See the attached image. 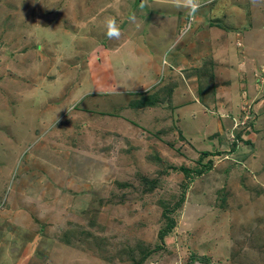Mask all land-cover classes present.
Wrapping results in <instances>:
<instances>
[{
    "label": "rangeland",
    "instance_id": "rangeland-1",
    "mask_svg": "<svg viewBox=\"0 0 264 264\" xmlns=\"http://www.w3.org/2000/svg\"><path fill=\"white\" fill-rule=\"evenodd\" d=\"M139 1L0 0V264H264V0ZM164 35L139 129L111 93Z\"/></svg>",
    "mask_w": 264,
    "mask_h": 264
},
{
    "label": "crops",
    "instance_id": "crops-1",
    "mask_svg": "<svg viewBox=\"0 0 264 264\" xmlns=\"http://www.w3.org/2000/svg\"><path fill=\"white\" fill-rule=\"evenodd\" d=\"M140 1L138 3H136V5H139ZM156 1H159V0H156ZM235 18H240V15L238 13H236L235 14ZM180 20H181V18H180ZM131 21L133 22L134 20L132 19ZM163 22L167 24V28L168 29L166 31V35H168L170 33V30H172L175 27L176 19H175L174 16H171L167 20V17H166V19H163ZM222 30H225V27L222 28ZM249 31H251V30H249ZM245 35H248V30L247 29H245ZM124 40H125L124 41L125 43H132V44H133L134 41H136V40L132 39V37H128L127 38V36L124 37ZM178 41L173 42L172 44L169 45V43L172 42V37L164 35L163 37H161L158 40V42H156V44L152 43V46L149 45L147 49L145 48L148 51L150 56L143 50L142 47L138 46L139 48H136V49L139 52V54L142 56L139 61H142L144 63H146V61H147V64H148L147 68H145L143 70V71H146V72L143 73L142 76H140L143 79L144 84L143 83L141 84V78L139 76H137V74L134 73L132 70L129 71V74H126L124 76L123 80H125L124 81L125 83L124 84L119 83V86L124 85L130 90L129 91H125L123 89V87L121 86V88H120L121 93L119 94V102H120V104H118V107H117L118 111H119L120 115L122 114L124 117L127 116V114H128L127 117H130V120H133V122L138 125L139 129L145 128V129H148V130H153V129L164 128L163 127V123L165 122L164 117H163L164 108L161 107V104H165L166 103V102H163L164 99H165L166 94L167 93L168 94L172 93L171 90L174 87H176L177 84H176V82L174 83V81H172V79H170L169 82L172 83V87L169 86V88H161L160 90H156L155 91L156 94L154 92H152L151 89L148 90V91L146 89H148L149 86H151L154 83H156V79L158 77H159V79H162V78L165 77L166 66L164 65V63H166V61H165V58L163 57L164 56L163 52H166L169 49H171V51H173L174 49L176 50V47L174 46V44L176 43L175 45H177ZM218 45L222 46L221 39H220V42L218 43ZM121 47H123V46H121ZM152 49H153V51H155L154 53H158L160 55V57H161L160 61H163V59H164V63L160 64L158 61H151L152 59H151V54H150L149 50H152ZM119 51L121 53L124 52V48H121ZM245 57L248 59V54ZM261 57L263 59L264 58V54H261ZM261 57H258V60H260ZM146 58H150V59L147 60ZM170 59L173 61L174 58L170 57ZM249 60L252 61L253 58H251ZM242 63H244V61ZM108 64H110V63H108ZM153 64L155 66H152ZM150 67L153 68L154 71L150 70ZM163 74H164V77H163ZM245 74H247V72H245ZM161 75H162V77H161ZM157 85H154V87L157 86ZM132 89H135V91H133ZM117 94L118 93H116L115 96ZM152 95L155 96L153 101L149 97V96H152ZM125 98H127V99L121 104V101L124 100ZM204 100L206 101V99H204ZM196 101L200 102L198 99H196ZM198 108H200V107H198ZM231 109H233V108H231ZM223 110H227V109H223ZM230 111H233V110H230ZM185 113H186V111H185ZM184 115H182L183 118L181 120H179V122H178L179 123V127L181 129H183V126H181V123H184V128L187 129V126H186V123H185L186 120L190 119L192 117V115L196 117L197 114H194V112L190 110L188 115H185V116ZM30 116L31 115H29V119H30ZM186 117H187V119H186ZM194 121L195 120L192 121V124L194 123ZM25 125H28V124H26L24 122V126ZM25 133H27V132H25ZM209 135H211V134H209ZM206 150L208 151L209 149H206ZM42 253H43V251H42ZM26 255L27 254H25V256ZM28 258H29V260L27 261V263L30 261L31 264H33L34 261H35L34 257L32 255H29Z\"/></svg>",
    "mask_w": 264,
    "mask_h": 264
},
{
    "label": "clouds",
    "instance_id": "clouds-1",
    "mask_svg": "<svg viewBox=\"0 0 264 264\" xmlns=\"http://www.w3.org/2000/svg\"><path fill=\"white\" fill-rule=\"evenodd\" d=\"M162 3L170 4L172 7L176 9H181L184 10L186 15L190 18L193 19L195 17V14L198 12V10L202 7V2L201 0H161ZM106 27V35L108 39H118L121 32H120V26L119 24L115 21V19L109 18L106 21L105 24ZM164 63V62H163ZM165 64V63H164ZM125 91H129L126 86L121 85ZM121 86H118L115 89L114 93H120V88ZM88 93L81 94L78 99L77 103L81 102L84 100L85 95ZM238 126V125H237Z\"/></svg>",
    "mask_w": 264,
    "mask_h": 264
},
{
    "label": "trees",
    "instance_id": "trees-1",
    "mask_svg": "<svg viewBox=\"0 0 264 264\" xmlns=\"http://www.w3.org/2000/svg\"><path fill=\"white\" fill-rule=\"evenodd\" d=\"M214 90H215V89H214ZM201 93H202V92H201ZM204 95H205V94H204ZM149 97H150V99L153 101V99H154L155 96L152 95V96H149ZM247 125H248V124H245L244 127H246ZM208 153H209L208 151H204L202 154H208ZM208 155H209V154H208ZM208 168H209V166H208L207 168L205 167V168H204V171H205L206 169H208ZM184 170H185V172L188 171V170L185 169V168H184ZM201 172H202V170H200V173H201Z\"/></svg>",
    "mask_w": 264,
    "mask_h": 264
},
{
    "label": "bare ground",
    "instance_id": "bare-ground-1",
    "mask_svg": "<svg viewBox=\"0 0 264 264\" xmlns=\"http://www.w3.org/2000/svg\"><path fill=\"white\" fill-rule=\"evenodd\" d=\"M73 30H74V29H73ZM75 30H76V29H75ZM69 36H70V34H69ZM71 37H72V36H71ZM75 37H76V35H75ZM73 40H74V39H73ZM73 40H72V41H73ZM75 42H76V40H75ZM71 43H72V42H71ZM78 49H79V48H78Z\"/></svg>",
    "mask_w": 264,
    "mask_h": 264
}]
</instances>
